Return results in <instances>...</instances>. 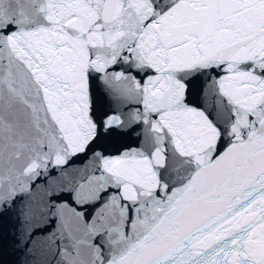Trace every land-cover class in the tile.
I'll list each match as a JSON object with an SVG mask.
<instances>
[{
    "label": "snow or ice",
    "instance_id": "1",
    "mask_svg": "<svg viewBox=\"0 0 264 264\" xmlns=\"http://www.w3.org/2000/svg\"><path fill=\"white\" fill-rule=\"evenodd\" d=\"M0 264H264V0H0Z\"/></svg>",
    "mask_w": 264,
    "mask_h": 264
}]
</instances>
